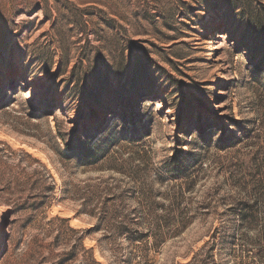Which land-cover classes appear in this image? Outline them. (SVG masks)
<instances>
[{
    "label": "rangeland",
    "instance_id": "obj_1",
    "mask_svg": "<svg viewBox=\"0 0 264 264\" xmlns=\"http://www.w3.org/2000/svg\"><path fill=\"white\" fill-rule=\"evenodd\" d=\"M246 7V0H0V141L44 163L57 184L42 211L31 191L0 195V264H60L79 241L68 264H264V53L242 26ZM94 78L107 107L146 83L160 99L142 100L153 125L145 141L152 160L148 172L129 175L135 181L84 173L58 157L51 133L57 123L72 137L86 97L95 104L94 92L86 95ZM181 90L205 103L201 128L213 143L226 131L241 137L232 123L253 139L202 152L198 118L189 132L176 130ZM119 120L103 149L125 134ZM177 136L183 151L203 155L186 188L155 182ZM125 148L115 146L110 157L123 160ZM95 192L117 198L100 217L81 200H96ZM245 213L252 227L241 221ZM55 217L77 233L58 222L48 232ZM177 221L187 227L179 232Z\"/></svg>",
    "mask_w": 264,
    "mask_h": 264
},
{
    "label": "trees",
    "instance_id": "obj_2",
    "mask_svg": "<svg viewBox=\"0 0 264 264\" xmlns=\"http://www.w3.org/2000/svg\"><path fill=\"white\" fill-rule=\"evenodd\" d=\"M246 6L244 12L241 13V18L244 21L242 26H246L248 33H251L259 41L257 52L259 54L264 53V0H246ZM131 46L133 47L134 45ZM97 79L94 78L90 81L95 83ZM94 88L95 90L92 91L87 89L86 93L87 91L89 92L86 95L94 92L91 99L95 101V104L89 105L88 102L90 99L86 97L83 111L79 114V121L75 124L76 129L71 135L72 137L64 135L56 123V129L53 132L54 134L51 133V136L53 137L52 140L56 141L58 157L62 164L81 169L84 173L111 171L124 178L128 177L135 181L137 179L135 177H129V175L138 174L140 171L148 172L152 160L151 150L147 148L145 141L151 138L153 125L148 121L150 117L146 112L148 108L142 105V100L145 98H156L154 100L156 102L160 99L154 97L153 85L146 83L131 88V94L127 95L122 103L115 101L112 107H107L103 103V100H99L100 93L105 90V87L99 82H96ZM196 95L195 93L180 91L181 107L175 116V127L178 133L189 132L195 127L194 122L198 118L200 123L199 138L204 144L199 147L202 152L212 147L220 151H231L239 147L242 143L253 139V133L249 129L240 128L236 123H232V126L239 128L241 137H238V135L231 136V133L226 131L220 141L213 143L212 135L210 138L201 128L204 119L203 110H205V103L203 104ZM163 103L167 105L166 102L163 101ZM121 106L122 115H119ZM99 111H101V115ZM51 115L54 116V113H51ZM110 116L114 117L111 127L107 124ZM120 117H123L122 121L126 127L125 134L120 139L111 138L106 143L107 147L103 149L101 147L103 143L102 138L109 131L119 127ZM68 121L66 120V122ZM69 123L72 124L73 122L69 121ZM186 126H190V130L185 129ZM58 140L62 141V147L58 144ZM172 141L174 145L171 149V157L163 161V164L158 169L159 175L155 182L160 185L164 182H179L185 188L192 184L194 185L196 183L194 169L200 165L203 155L195 158L192 153L183 151L184 142L178 136ZM122 144L126 146L125 153H123L125 155L123 160L121 158L110 157L113 148L115 146H122ZM127 144L130 147H127ZM14 161H17V164H11ZM34 166H37L39 170L33 169ZM0 184L3 186L2 190H0V195L31 191L40 202L36 209L37 211H42L50 207L57 193V184L44 163L35 159L24 150L19 152L14 151L8 143L3 141H0ZM26 187H29V189L26 190ZM104 193H106L105 190ZM95 196L97 197L96 200L92 198L86 199L85 197L81 199L85 203L84 211L91 216H96L97 211L99 212V217L102 216L106 212L105 207L108 202H111L113 199L117 200L115 196L104 200L105 195L103 196V193L99 194L95 192ZM91 208L92 210L89 211ZM250 214L245 213L241 215V221L243 224L252 227L254 221ZM101 219L103 220V217ZM55 222L60 223L61 227L66 226L69 232L77 233L71 227L69 219H62L60 217H55L47 223V226H50L48 232L53 231L52 226ZM187 224L182 221H177L174 226L180 232V229L184 230ZM174 226L172 225V227ZM261 235L264 241V231ZM142 239L143 237L140 236L138 240ZM82 247L83 245L80 241L75 243L70 253H68L67 260L62 261L60 264H68L75 260L77 250L79 248L82 249Z\"/></svg>",
    "mask_w": 264,
    "mask_h": 264
},
{
    "label": "bare ground",
    "instance_id": "obj_3",
    "mask_svg": "<svg viewBox=\"0 0 264 264\" xmlns=\"http://www.w3.org/2000/svg\"><path fill=\"white\" fill-rule=\"evenodd\" d=\"M156 104H157V103H156ZM159 107L161 108V107H162V105H160V104H159Z\"/></svg>",
    "mask_w": 264,
    "mask_h": 264
}]
</instances>
